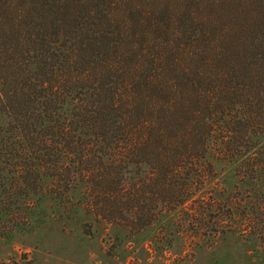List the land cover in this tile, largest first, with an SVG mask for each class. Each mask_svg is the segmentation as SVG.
<instances>
[{"label":"trees","instance_id":"16d2710c","mask_svg":"<svg viewBox=\"0 0 264 264\" xmlns=\"http://www.w3.org/2000/svg\"><path fill=\"white\" fill-rule=\"evenodd\" d=\"M1 119L0 192L142 231L264 139V0H0Z\"/></svg>","mask_w":264,"mask_h":264},{"label":"rangeland","instance_id":"374dc122","mask_svg":"<svg viewBox=\"0 0 264 264\" xmlns=\"http://www.w3.org/2000/svg\"><path fill=\"white\" fill-rule=\"evenodd\" d=\"M205 161L212 173L199 191L139 232L88 213L84 183L63 195L39 178L30 194L10 176L18 187L0 192V264H264V139L243 157L212 150Z\"/></svg>","mask_w":264,"mask_h":264}]
</instances>
